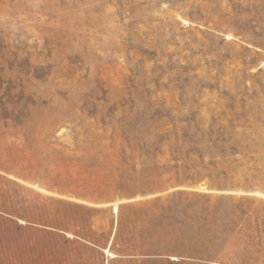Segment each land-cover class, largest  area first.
Returning <instances> with one entry per match:
<instances>
[{
	"label": "rangeland",
	"instance_id": "rangeland-1",
	"mask_svg": "<svg viewBox=\"0 0 264 264\" xmlns=\"http://www.w3.org/2000/svg\"><path fill=\"white\" fill-rule=\"evenodd\" d=\"M0 264H264V0H0Z\"/></svg>",
	"mask_w": 264,
	"mask_h": 264
},
{
	"label": "crops",
	"instance_id": "crops-1",
	"mask_svg": "<svg viewBox=\"0 0 264 264\" xmlns=\"http://www.w3.org/2000/svg\"><path fill=\"white\" fill-rule=\"evenodd\" d=\"M110 197L111 198H109L110 200L108 201L104 200L102 203L92 204L94 210H109V215L112 221H110L108 227L105 229L104 226L99 225L98 228L95 229L94 225L91 224L90 232L86 235H71L66 232L65 234L71 238L73 243L82 247L81 249L67 252V256H71L74 259H81L94 256L115 258L128 255L122 251V249L118 248L120 245L116 237L121 219V216L118 215V213L123 208L130 206L133 202H131V198H121V196H116V194H113ZM116 211L117 216L115 215ZM59 256L61 257L62 255L59 254Z\"/></svg>",
	"mask_w": 264,
	"mask_h": 264
}]
</instances>
